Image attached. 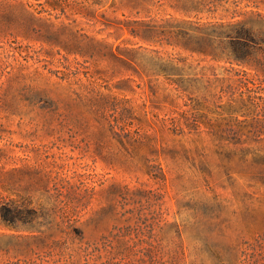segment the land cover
<instances>
[{"label":"rangeland","instance_id":"1","mask_svg":"<svg viewBox=\"0 0 264 264\" xmlns=\"http://www.w3.org/2000/svg\"><path fill=\"white\" fill-rule=\"evenodd\" d=\"M234 13L264 31V0H0V264H264V68L198 50Z\"/></svg>","mask_w":264,"mask_h":264},{"label":"trees","instance_id":"2","mask_svg":"<svg viewBox=\"0 0 264 264\" xmlns=\"http://www.w3.org/2000/svg\"><path fill=\"white\" fill-rule=\"evenodd\" d=\"M241 16L243 13H234L230 21L218 23L215 30L209 33L211 38L217 36L221 39L223 45L221 52H210L206 47L198 50L200 53L213 56L214 59L256 69L264 68V58L260 57L264 54V31L255 27L253 21L242 19Z\"/></svg>","mask_w":264,"mask_h":264}]
</instances>
